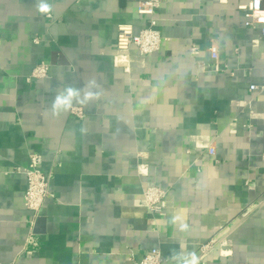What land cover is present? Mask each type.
<instances>
[{
  "label": "crops",
  "instance_id": "crops-1",
  "mask_svg": "<svg viewBox=\"0 0 264 264\" xmlns=\"http://www.w3.org/2000/svg\"><path fill=\"white\" fill-rule=\"evenodd\" d=\"M138 1L0 0V263L133 264L160 247L163 264H264V90L249 88L264 85V45L246 0H160L161 47L132 46L128 71L117 28L147 25ZM40 61L49 76L28 80ZM32 153L50 174L33 225ZM147 185L168 190L164 214ZM225 231L227 252L201 256Z\"/></svg>",
  "mask_w": 264,
  "mask_h": 264
},
{
  "label": "built area",
  "instance_id": "built-area-1",
  "mask_svg": "<svg viewBox=\"0 0 264 264\" xmlns=\"http://www.w3.org/2000/svg\"><path fill=\"white\" fill-rule=\"evenodd\" d=\"M160 0H139L137 6V12L140 14L148 15L147 25L135 32L134 26L131 23H120L117 28L116 38V52L115 62L129 71L130 68V50L132 46H136L137 49L143 54H151L158 51L164 40L161 31L156 28L157 18H155V10L159 6ZM238 8L244 11L246 16V25L251 28H259L261 36L263 38L264 45V0H246L238 5ZM199 48L193 45L191 48L192 54L198 53ZM211 56L216 61V69L219 70V47L216 40H211L209 46ZM264 55V54H263ZM198 68L200 71L205 70V62L203 60H197ZM50 66L44 61L38 62L31 74L28 76V80L32 79H44L49 76ZM250 91H262L264 85L251 84ZM251 105V101L249 102ZM70 115L77 118H84V108L78 104H72L70 107ZM217 152L214 144H209L207 147V154L215 155ZM43 162L42 155L39 153H32L30 155V162L24 173L27 176L28 188L24 194V200L26 206L33 212V218L31 219V225L34 224L35 218L43 206L47 196L49 195L50 188V174L42 171L41 165ZM21 171V168H20ZM138 171L146 174L148 173L143 166H139ZM168 190L156 185H147L144 189L143 195L147 202L150 212L154 214H164L165 206L164 200L167 196ZM228 231H225L221 236L213 237L207 242L201 244L199 250L200 255L205 256L216 248H223L230 243L227 240ZM164 256L160 247H153L147 250L140 260H135L133 264H163ZM2 264V263H0ZM8 264H14L10 262Z\"/></svg>",
  "mask_w": 264,
  "mask_h": 264
},
{
  "label": "clouds",
  "instance_id": "clouds-1",
  "mask_svg": "<svg viewBox=\"0 0 264 264\" xmlns=\"http://www.w3.org/2000/svg\"><path fill=\"white\" fill-rule=\"evenodd\" d=\"M40 10L42 12H48L49 11V6L47 4H42ZM67 91L69 93V96L75 94L74 90L71 89V88H69ZM62 104L66 105L65 99L63 97H61V96H57L56 100H55V106H60Z\"/></svg>",
  "mask_w": 264,
  "mask_h": 264
}]
</instances>
